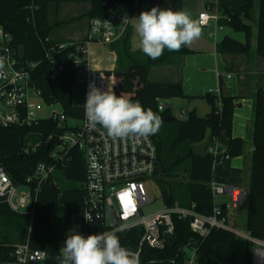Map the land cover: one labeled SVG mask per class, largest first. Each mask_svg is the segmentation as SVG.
<instances>
[{
	"label": "trees",
	"instance_id": "trees-1",
	"mask_svg": "<svg viewBox=\"0 0 264 264\" xmlns=\"http://www.w3.org/2000/svg\"><path fill=\"white\" fill-rule=\"evenodd\" d=\"M139 3V14L144 4L151 5V0H0V26L13 37L14 45L20 48L24 56L32 61L44 59L45 47L51 43L65 42L50 39L54 28L49 25L51 5L65 2H83L90 4L88 15L104 17L107 8L115 2H124L130 7ZM167 3L169 0H162ZM181 1H178L181 10ZM244 5L240 14L228 11V25L235 32L246 35L245 44L231 38H225L220 44L224 55L249 56L253 51L264 60V0H242ZM257 7V31L254 42V11ZM133 28L130 26L124 37L112 45L111 51L117 55V68L113 75L115 94H123L131 100H139L145 109H151L162 117L164 127L169 132L158 139L151 135L158 147V171L156 176L179 178L183 171L188 179L186 189L179 185L161 187L166 206L191 207L205 216L213 215L216 206L211 190L214 181V156L197 157L192 146L203 143L211 135L212 146L223 134L228 138L227 154L230 158L241 157L244 154V140L232 136L233 116L238 98L227 90L222 79L218 93L209 91L205 95L210 112L205 117L197 115L193 110L185 120H176L169 107L163 112L158 110L159 101L184 98L181 82H154L150 79L153 67L165 66L170 59H179L182 65L183 57L190 52L186 47L179 51L164 50V54L156 60L146 56L142 51H132L131 41ZM255 43V44H254ZM57 62L63 65L56 79H51L47 62H43L36 73L35 83L41 89L44 100L48 104L59 103L69 118L80 119L83 108L73 104L72 84L75 81L72 65L66 56H57ZM253 116L247 132L252 139L255 151L250 153L246 171L249 172L246 209V231L252 236L264 239V89L259 88L253 96ZM169 118V122L166 119ZM50 123H41L32 127H10L0 129V165L17 187L23 186L27 179L34 175L40 163L51 164L49 145L43 143L36 151L25 153V139L30 134L41 133L47 138L52 131ZM158 140V141H157ZM70 164L62 170L67 181L82 183L86 179L85 164L82 155L71 150ZM228 179V173L223 175L222 183ZM34 187V184L32 185ZM62 204L64 208V226L71 217L82 209V191H62L50 177L42 186L35 205L34 217L26 213L16 214L8 207L0 205V217L3 215L20 217L29 221V240L34 249L47 253L45 264H60L61 238L52 228V216L55 207ZM223 216L228 224L234 222L228 209L222 207ZM175 234L162 251L144 247L141 264H186L189 251L196 252L197 264H235L237 235L226 230H213L206 239L194 234L188 220L174 219ZM231 226V225H230ZM123 247L135 249L140 239L138 230H129L116 234ZM0 244L6 245L0 241ZM8 250L14 245H6ZM251 245L245 243L243 264H252Z\"/></svg>",
	"mask_w": 264,
	"mask_h": 264
},
{
	"label": "built area",
	"instance_id": "built-area-1",
	"mask_svg": "<svg viewBox=\"0 0 264 264\" xmlns=\"http://www.w3.org/2000/svg\"><path fill=\"white\" fill-rule=\"evenodd\" d=\"M142 8L148 10L150 5L144 4ZM137 13L138 1L133 7L124 2L112 3L104 17L90 19L87 37L83 41L51 43L45 47L44 59L39 61L26 58L22 50L14 45L12 35L0 26V58L3 59V68H0V129L32 127L41 123H50L52 126L47 138L41 133H35L40 136L39 141L34 146L25 144V153L36 151L43 143L48 144L49 149L52 148L49 154L51 164L40 163L34 175L23 185L29 188L28 194L18 193L20 187L13 183L0 165V205L16 214L26 213L33 219L41 186L50 177L53 178L55 171L62 172L69 166L71 150L76 149L83 157L86 171L85 181L78 183L83 185V189H79L82 191V209L64 226L66 234L64 238L60 236L61 249L72 230L85 237L100 232L119 234L138 230L140 239L136 248H124L135 253L141 264L144 247L158 251L166 248L175 234V218L188 220L191 231L202 239H206L213 230H226L237 235L223 216L222 207L230 211L245 204L247 190L213 181L211 190L214 199L217 196H228L230 199L229 203L216 204L213 215L199 214L194 204L183 208L175 203L144 216L142 209L152 204L145 185L148 179L156 176L159 168V152L153 137L113 140L99 125L95 129L87 125L84 105L83 116L75 119L69 118L59 103L48 104L44 100L41 89L35 83L37 70L45 61L51 79H56L59 71L63 70V65L57 62V56L63 55L72 65L74 82L85 84V102L90 85H95L101 91L111 86L115 92L111 81L114 76L94 70L92 48L99 46L106 51L111 49L113 44L124 37L132 24L133 15ZM216 19L217 16L203 12L198 22L204 29ZM166 107L165 100L159 101L160 112ZM179 117L185 120L188 117L187 111H181ZM68 121L78 124L69 127ZM208 153L214 156V163L217 156H221L223 161L230 159L226 150L216 146H211ZM121 225H127L126 230L117 231ZM240 236L252 247V264H264V239L256 238L247 231ZM11 249L0 244V264H45L47 260V253L34 249L30 240ZM186 264H197L195 251H189Z\"/></svg>",
	"mask_w": 264,
	"mask_h": 264
},
{
	"label": "crops",
	"instance_id": "crops-1",
	"mask_svg": "<svg viewBox=\"0 0 264 264\" xmlns=\"http://www.w3.org/2000/svg\"><path fill=\"white\" fill-rule=\"evenodd\" d=\"M243 5L244 3L242 0H182L181 10L189 12L192 19L198 21L199 15L203 12H207L211 16H217V19L211 21L206 28L202 29V35L198 39H196L189 46H186V49L190 53L183 57L182 65H176L178 66V72L174 73V79H172V81H166L172 83H182L184 98L171 99L174 101V105H182L181 111L185 110L188 114L195 110L197 115L200 116L199 108L204 110L205 115L210 112V107L204 98L206 93L218 90L220 86V79H222L227 90L230 91L234 97L238 98L236 100V104H238L239 107L234 111L232 136L234 138L242 139L244 135L237 133L235 129L236 127L239 129L242 125H244L242 121H239L238 119L247 120V124L252 120V98L259 88L264 89V60L259 57L255 51H253L249 56L224 55L221 52L220 44L225 38H231L234 41L245 44L246 35L242 32H235L232 30L227 21L228 11H232L234 14H240ZM139 15L140 14L138 13L133 15L132 23L133 20L136 23L134 16L138 18ZM131 26L133 28L131 41L132 51H142L139 47L138 36L134 30L133 24H131ZM102 53L115 57L116 70L117 57L111 49L106 51L99 46H94L92 48V58H95L97 55ZM169 67L170 66L164 68ZM93 68L94 70H101L96 63L95 65L93 64ZM164 68L159 67V70ZM154 69H152L151 72H154ZM156 69L158 70V67H156ZM111 81L113 82V78ZM167 101L168 100H165L166 106L172 109L167 104ZM236 115L237 120L235 124ZM246 135L250 140V144L248 145V152L250 156V153H252L251 149L253 148V142L247 131ZM219 140L220 139L215 141L216 147L221 150H227L229 145L228 138L226 137L225 139L227 141L226 145H224L225 147L219 145ZM220 158L221 163L223 160L222 157ZM239 160L241 159L238 158V160H235L236 162L233 161L230 164V168L227 167V165L225 166L223 175L227 172L228 179L226 182H223V184L248 190L249 179L247 183L242 178V175L247 172L246 170L245 172L244 170L242 171V165L237 162ZM225 163L226 162L223 161V166ZM223 175L219 179H216L214 175V182L222 183L221 181L223 179ZM222 204H225V202ZM240 207L244 206L241 205Z\"/></svg>",
	"mask_w": 264,
	"mask_h": 264
},
{
	"label": "clouds",
	"instance_id": "clouds-1",
	"mask_svg": "<svg viewBox=\"0 0 264 264\" xmlns=\"http://www.w3.org/2000/svg\"><path fill=\"white\" fill-rule=\"evenodd\" d=\"M135 19L139 47L153 60L159 59L165 49L179 51L202 35L199 22L184 10L153 7L150 11H142ZM0 68H3L2 58ZM84 110L87 125L93 129L99 125L113 140L154 135L162 123L160 115L150 108L145 109L139 101L123 94L116 95L111 86L101 91L90 85ZM126 228L127 225H121L117 231ZM71 233L60 250V264H139V257L121 246L115 232H100L87 237L75 230Z\"/></svg>",
	"mask_w": 264,
	"mask_h": 264
},
{
	"label": "rangeland",
	"instance_id": "rangeland-1",
	"mask_svg": "<svg viewBox=\"0 0 264 264\" xmlns=\"http://www.w3.org/2000/svg\"><path fill=\"white\" fill-rule=\"evenodd\" d=\"M51 15L49 18V25L54 28L53 37L50 36V39L55 41H63L65 42H75V41H83L87 37L88 24L90 21V16L88 12L90 10L89 3L83 2H65L57 5L53 3L51 5ZM257 7L254 11V21H253V31H254V42H255V33L257 31ZM136 18V16H134ZM133 26L135 21L133 20ZM255 44V43H254ZM116 54V53H115ZM117 57V55H116ZM178 62L179 59L171 60L165 66H156L150 74V79L156 82H166L172 81L174 73L178 72ZM99 66L101 71L104 73H110L115 70L116 63L115 57L107 54H99L95 58H93V64ZM169 68H164L168 67ZM159 67H163L164 69L159 70ZM175 67V68H174ZM72 92H73V104L75 106L82 107L85 103V84L83 82H74L72 84ZM167 104L172 108L171 113L176 120H181L179 115L181 113L182 105H174L173 100H168ZM241 110V109H240ZM239 112V111H238ZM200 117H205L204 110L199 108ZM237 120V115L235 119V124ZM242 121L244 125H242L239 129L236 127V132L244 135V154L241 157L230 158L226 160L224 166L223 161L220 163L221 156H217L215 158L214 163V175L216 179L221 178L223 175L225 166L230 168V164L236 159L240 158L241 160L237 161L242 165V171L246 170L247 162L249 161V152L248 145L250 144L249 138H247L246 131L248 128L247 120L238 119ZM78 123L74 121H68L67 125L69 127H74ZM169 132L167 127H164V124H161L159 131L155 134L158 139H160L165 132ZM40 139L38 134H30L26 140L25 144L29 146H34ZM219 145H226L227 141L226 136L222 135L219 138ZM158 141V140H157ZM247 143V145H246ZM225 147V146H224ZM236 162V161H235ZM242 175L244 181L248 183L249 172ZM54 183L59 186L62 191H70V190H78L83 189L82 184L69 182L64 177L63 173L59 170L53 173ZM171 185H179V187L183 190L186 189V185L188 183V179L183 171L179 172V178H165L162 176H155L147 180L145 188L147 194L152 202L151 205L145 206L142 209L144 216H149L153 213H156L160 210H163L166 206L163 193L161 187L163 185L167 186V184ZM29 192V188L26 186H22L19 188L18 193L26 195ZM230 199L228 196H217L215 198V203L217 205L222 204L223 202L229 203ZM231 216H234V222L231 221L230 225L237 233V244H236V258L235 264H243L244 253H245V243L246 241L240 236L241 234H246V209L245 207H240L236 210H230ZM23 213L24 210H21ZM52 228L59 233V235L64 238L65 237V227H64V208L62 204H58L53 212L52 216ZM30 236V226L29 221L20 217L19 215L10 216L3 215L0 217V241L4 242L6 245H21L28 242Z\"/></svg>",
	"mask_w": 264,
	"mask_h": 264
},
{
	"label": "water",
	"instance_id": "water-1",
	"mask_svg": "<svg viewBox=\"0 0 264 264\" xmlns=\"http://www.w3.org/2000/svg\"><path fill=\"white\" fill-rule=\"evenodd\" d=\"M178 1L179 0H169L167 3H164L162 0H151L149 11L153 7H158L162 10L171 9L173 11H178L179 10ZM166 122H169V118L166 119ZM212 141L213 138L211 135H209L207 140L204 141L203 143L192 146L191 150L193 154L197 157H207L208 149L212 146ZM254 151H255V147L251 149V152Z\"/></svg>",
	"mask_w": 264,
	"mask_h": 264
}]
</instances>
